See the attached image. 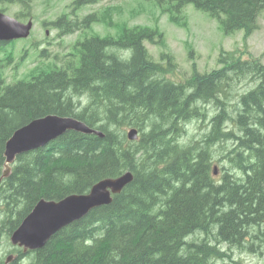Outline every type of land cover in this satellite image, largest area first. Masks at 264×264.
Returning <instances> with one entry per match:
<instances>
[{"label": "trees", "instance_id": "obj_1", "mask_svg": "<svg viewBox=\"0 0 264 264\" xmlns=\"http://www.w3.org/2000/svg\"><path fill=\"white\" fill-rule=\"evenodd\" d=\"M95 1L73 0L69 12L45 21L60 33L83 35L69 54L55 56L58 63L9 84L0 73V235L9 239L41 198L87 193L101 179L127 170L133 180L42 248L20 251L12 264H219L216 256L231 259L230 250L261 253L256 244L264 243V65L228 52L220 58L223 68L195 71L177 84L143 43L161 36L158 30L117 24L118 31L101 35L93 25L110 24L109 14L72 18ZM155 1L174 21L192 3L227 34L238 29L250 34L264 10V0ZM0 2L23 4L16 15L24 18L32 0ZM16 42L0 40L8 62ZM46 49L41 56H48ZM245 80L256 82L254 88L238 92ZM200 103L221 112L198 139L184 140V124L207 120ZM50 114L74 116L104 135L68 130L18 154L4 175L8 139ZM131 127L139 130L137 140L126 135ZM228 141L220 155L213 151L215 143ZM215 162L221 163L220 176Z\"/></svg>", "mask_w": 264, "mask_h": 264}, {"label": "rangeland", "instance_id": "obj_2", "mask_svg": "<svg viewBox=\"0 0 264 264\" xmlns=\"http://www.w3.org/2000/svg\"><path fill=\"white\" fill-rule=\"evenodd\" d=\"M72 1L32 0L30 12L27 14L29 16L22 20L26 22L32 17L34 27L31 37L18 40L15 43L13 47L14 58L10 62L7 63L4 53H0V73L6 83L29 78L34 69L44 68L53 62L58 63L59 60L54 59L56 55L61 58L69 54L73 41L79 35H83L79 31L64 35V33H60V30L44 25L43 21L54 20L60 14L69 12L71 10L69 4ZM23 8L24 5L21 3L2 4L0 2V11L11 16H15L16 12ZM94 11L100 12V14L107 13L112 19L111 23L113 24L110 23V25L105 22L93 25L92 30L101 35L107 32L115 33L117 24L149 26L153 27V30H158L161 36L155 35V41H159V43L146 41L145 44L154 60L161 61L164 66L172 69L169 76L177 82L184 81L192 74L194 63L201 73L219 68L222 65L219 61L222 50L241 51L245 49L246 45L249 53L259 57L264 64V11L257 19L259 28L254 30L248 37H245L243 29L226 34L217 19L212 18L207 12L197 9L192 3L182 8L177 21L172 19L171 11L162 9L155 0H98L96 3L87 4L80 8L76 12L77 15H72V18H82ZM19 18L21 19V17ZM107 21L109 22V20ZM43 47H47L48 56H40L39 50ZM8 50H12L11 44L8 45ZM247 57L248 54L246 53L244 58ZM255 83L252 80H245L236 87L237 91L247 92L254 88ZM200 105L208 118L205 121L192 119L191 122L184 124L186 129L184 140L198 139L207 130L212 115L221 112L212 104L200 103ZM230 144V141L227 144L224 143V145L215 143L212 148L213 151L218 150L220 155L223 147L230 146ZM220 164L218 162L213 164V166L219 165L220 167L217 169L216 176L222 174ZM202 237L205 238L204 235ZM212 243L215 244L216 242ZM260 243L258 242L256 247L261 253L249 249H234L229 251L232 256L231 259L227 256H224L225 259H219L220 256L218 255L216 261L219 264H264V243L263 245ZM225 247L228 248L227 245ZM13 249L10 237L9 239L6 237L3 239L0 235V260H3L4 264H12V261H14L15 257L8 263L6 262L8 255L11 254L10 252L17 256L18 252L13 251ZM23 263L27 264L28 262L25 260Z\"/></svg>", "mask_w": 264, "mask_h": 264}, {"label": "water", "instance_id": "obj_3", "mask_svg": "<svg viewBox=\"0 0 264 264\" xmlns=\"http://www.w3.org/2000/svg\"><path fill=\"white\" fill-rule=\"evenodd\" d=\"M31 26V21L25 24L0 12L1 40L27 36ZM68 130L101 134L73 116L50 114L36 118L16 130L6 142V164L13 162L17 154L43 146ZM127 134L131 140L138 138L135 128ZM132 179L133 173L127 171L118 177L98 181L88 193H73L60 200L40 199L13 232L12 242L23 245L25 250L42 248L53 234L68 224L83 218L92 209L110 203L113 193L121 192Z\"/></svg>", "mask_w": 264, "mask_h": 264}, {"label": "bare ground", "instance_id": "obj_4", "mask_svg": "<svg viewBox=\"0 0 264 264\" xmlns=\"http://www.w3.org/2000/svg\"><path fill=\"white\" fill-rule=\"evenodd\" d=\"M83 101H84V100H83ZM22 127H23V126H22ZM20 128H21V127H19L18 129H20ZM18 129H17V130H18ZM95 130L101 132V134L95 133L96 135H98V136H103V135H104V133H103L101 130H99L98 128L95 129ZM15 131H16V130H15ZM127 171H128V170H127ZM127 171H126V172H127ZM132 180H133V179H132ZM132 180H131V181H132ZM128 184H129V183H128ZM128 184H127V185H128ZM44 199H45V198H44ZM108 204H109V203H108ZM103 205H107V204H103ZM100 206H102V205H100ZM55 234H57V233H55ZM55 234H53V235L49 238V240H50ZM49 240H48V241H49ZM48 241H47V242H48ZM46 244H47V243H46ZM46 244H45V245H46ZM45 245H44V246H45Z\"/></svg>", "mask_w": 264, "mask_h": 264}]
</instances>
